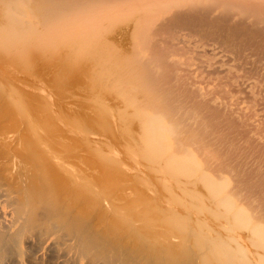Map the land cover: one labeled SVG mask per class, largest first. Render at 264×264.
<instances>
[{
  "label": "bare ground",
  "instance_id": "1",
  "mask_svg": "<svg viewBox=\"0 0 264 264\" xmlns=\"http://www.w3.org/2000/svg\"><path fill=\"white\" fill-rule=\"evenodd\" d=\"M126 15L130 47L118 56L106 27ZM66 35L91 57L93 77L117 86L124 112L133 109L138 154L192 205L198 199L196 211H218L209 216L231 234L228 224L226 236L195 221L196 211L195 224L177 214L168 223L184 235L178 253L165 254L157 237L143 240L137 222L86 192L91 185L59 192L53 162L34 158L14 179L0 170V264H264V0H0L3 53L29 62Z\"/></svg>",
  "mask_w": 264,
  "mask_h": 264
},
{
  "label": "rangeland",
  "instance_id": "2",
  "mask_svg": "<svg viewBox=\"0 0 264 264\" xmlns=\"http://www.w3.org/2000/svg\"><path fill=\"white\" fill-rule=\"evenodd\" d=\"M131 17L126 15L117 23L106 27V29L108 28L106 37L112 46L113 43L115 44L114 48L117 53L119 51L118 56L126 55L129 52L127 51L130 47L129 38L125 25L130 23L128 21L131 20ZM68 34L73 35L70 32ZM67 35L66 39L64 38L65 41L57 43L59 49L56 48V45L52 46L53 48L49 47L47 51H41L42 56L37 54V56L32 57L33 59L29 57L31 58L29 62L27 61L28 57H25L26 59H16L18 57L11 55L12 53L9 56V53L0 51V170L14 179L17 176V174H14L16 170L17 172H20L21 169L22 171H28L29 166L36 161V163L38 161L44 163L43 160H46L45 162L48 161L50 164L53 162L52 165L56 169L51 165L54 168L51 169V172H55L58 176L55 175V178H57L55 179V187L57 190L59 189V192H73V189L74 191L80 188L84 190V185L90 188L92 186L94 191L91 192L85 188L86 192L96 193L95 195L103 199L105 207L113 208L114 206L126 219L137 222V234H140L139 236L147 242H155L157 239L159 242L155 244L166 245L167 247L163 249L165 254L178 253V247L181 245L179 239L184 234H180L181 231L174 224L175 227L171 228L172 224L168 223L169 218L175 219L177 214L182 217L181 221H183L182 219H184V222L188 220L191 224H195V221L200 222L199 219H201V223L207 222L211 225H208L209 227H213V230L220 229L218 232L222 231V233L220 232L221 235L224 233L223 235L227 236L228 230L226 232L223 230H226L228 226L232 227V225L226 223V221L224 223L217 217L218 220L214 221L218 211L215 212L211 206V209L209 208L208 205H211L209 195L200 184L195 189L196 193L197 195L202 193V196L207 194L205 195L207 198H205L209 202L207 204L202 199L200 208L203 204L206 207L208 206L207 210H210L209 212L203 210L202 212H205V214L203 213L202 216L200 215L202 214L200 211L202 208L199 210V207H196L198 208L197 211L195 209V206L199 205L198 199H195V204L192 205V201L194 203L192 195L190 199L189 195H184L180 190L177 191V186L172 178L169 179L168 176L160 173L158 175L152 166L142 158L143 156L138 154L135 148L138 127L135 124L136 120L131 119L129 116L132 114L133 109L130 110L128 107L127 111L124 112L125 104L123 100L120 102L123 99L122 96L120 99V90L116 86L117 91H115L116 88L113 83L110 84L93 77L92 71H95L93 70L95 68H92L91 57L85 51L80 52V56L77 50V54L74 53V50L67 45L68 42H72L71 38L73 39V36L67 37ZM64 48L66 49L64 50ZM71 50L73 51L71 52ZM92 78H94V83ZM114 99L118 101H114ZM122 104H124L123 107ZM26 157H29L28 160ZM29 159L36 161L31 163ZM106 160L107 163H105ZM19 162L22 168L19 166ZM63 165L66 167L64 168ZM149 166L155 171V174L151 173L152 171L149 172L151 170ZM147 169L149 170L147 171ZM70 171L72 174L69 173ZM76 174L77 179H75ZM160 176L166 177L161 178ZM69 179L70 181H68ZM74 180L76 183H73ZM70 186L73 188L72 190H70ZM74 186L78 189H75ZM173 188L176 194L178 192L177 196L182 195L183 198H176L175 193L173 194ZM81 189L78 191L81 192ZM167 190H170L169 194L173 197L171 195L166 196L169 192ZM170 196L176 204L178 201L180 202L178 206L180 208H176L178 204H174L172 198L167 199L171 202L169 204L166 198ZM180 199L184 202H181ZM190 200H192L191 203ZM187 203H190L189 205L193 206V209ZM184 204H186V209ZM185 210H188V212ZM184 211L185 213L180 215ZM194 211L198 212V218L196 217L198 214ZM210 212L214 215H211L214 220L209 216ZM195 214L197 220L194 221ZM179 216L176 220L180 219ZM204 216L206 221L202 218ZM217 222L221 223L223 228H218L220 224ZM228 229L230 231L231 228ZM229 234H231V231ZM237 234L244 237L242 233ZM154 237L157 238L154 239ZM130 240L132 239L128 238L126 242L134 243ZM244 243L250 250V244L248 242ZM159 248L160 246L156 248L155 253L162 252V249Z\"/></svg>",
  "mask_w": 264,
  "mask_h": 264
}]
</instances>
